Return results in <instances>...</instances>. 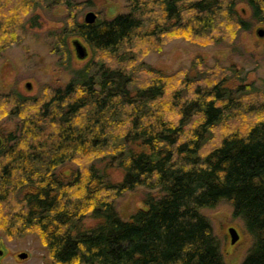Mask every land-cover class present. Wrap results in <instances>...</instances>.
<instances>
[{"label": "trees", "instance_id": "obj_1", "mask_svg": "<svg viewBox=\"0 0 264 264\" xmlns=\"http://www.w3.org/2000/svg\"><path fill=\"white\" fill-rule=\"evenodd\" d=\"M126 3L86 24L77 0H0V60L61 10L48 37L69 75L35 97L0 94V115L17 120L0 130V233L36 234L52 264H226L203 210L227 202L250 238L240 264H264V83L199 57L171 76L142 61L177 38L235 54L264 26V0ZM71 37L90 51L78 67ZM138 188L143 206L123 220L115 201Z\"/></svg>", "mask_w": 264, "mask_h": 264}, {"label": "rangeland", "instance_id": "obj_2", "mask_svg": "<svg viewBox=\"0 0 264 264\" xmlns=\"http://www.w3.org/2000/svg\"><path fill=\"white\" fill-rule=\"evenodd\" d=\"M77 4L79 6L75 14L79 16V21H84L89 12L104 19H112L118 14L127 12L126 0H77ZM59 12L61 10H53L50 14L43 15L40 19V28L29 31L22 42L12 45L2 54L0 60V94H7L14 90L24 96L35 97L45 86L55 88L67 84L68 72L60 67V65H66L64 58L53 52L52 41L48 37L55 27L61 25L65 12ZM241 14L246 18L249 17V14H246L244 10L241 11ZM259 28L264 29V26L255 27L251 32L239 36L238 41L234 44V48L238 47L235 54H232L225 43L212 45L200 41L187 42L182 38H177L167 42L159 52L144 54L142 61L156 71L171 76L180 69L189 68L199 57L203 66L213 67L218 62L224 67L235 66L242 69L247 75V83H254L258 87H263L264 38L260 39L256 36V31ZM73 40H79L84 46L85 44L81 39L75 37L68 40L72 53L71 66L78 67L88 60L90 51L85 46L88 56L84 60H78L71 45ZM27 83L31 85L30 91L25 88ZM1 108L5 111L4 106ZM251 119L253 118H242L240 120L241 128H245ZM16 122V119L10 121L5 116L0 115V130L10 131ZM62 172L69 171L63 168ZM109 173L113 181L118 182L120 180V171L114 169ZM146 192L145 189L138 188L115 201L117 211L123 220H128L133 212L143 206ZM203 214L211 220L214 233L220 240L226 264H240L250 245V238L245 233L243 224L239 220L233 219L231 205L222 202L213 210H203ZM229 228L235 229L239 235V240L234 245L230 244ZM20 254H26V259H19ZM0 264H52V262L36 234L6 239L0 233Z\"/></svg>", "mask_w": 264, "mask_h": 264}, {"label": "water", "instance_id": "obj_3", "mask_svg": "<svg viewBox=\"0 0 264 264\" xmlns=\"http://www.w3.org/2000/svg\"><path fill=\"white\" fill-rule=\"evenodd\" d=\"M97 19V16L92 13V12H89L85 18H84V22L86 24H93ZM256 36L260 39H263L264 38V29L262 28H259L257 31H256ZM71 45H72V48L74 50V54H75V57L78 59V60H84L87 58L88 56V52H87V49L86 47L79 41V40H73L71 42ZM25 88L30 91L31 89V85L29 83H27L25 85ZM0 146H1V139H0ZM228 234H229V237H230V244L231 245H234L236 242H238L239 240V235L237 233V231L233 228H229L228 229ZM26 254H20L18 256L19 259L21 260H24L26 259Z\"/></svg>", "mask_w": 264, "mask_h": 264}]
</instances>
